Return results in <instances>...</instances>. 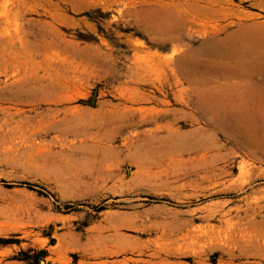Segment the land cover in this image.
Masks as SVG:
<instances>
[{
  "label": "rangeland",
  "instance_id": "1",
  "mask_svg": "<svg viewBox=\"0 0 264 264\" xmlns=\"http://www.w3.org/2000/svg\"><path fill=\"white\" fill-rule=\"evenodd\" d=\"M260 37L264 0H0V264H264Z\"/></svg>",
  "mask_w": 264,
  "mask_h": 264
},
{
  "label": "bare ground",
  "instance_id": "2",
  "mask_svg": "<svg viewBox=\"0 0 264 264\" xmlns=\"http://www.w3.org/2000/svg\"><path fill=\"white\" fill-rule=\"evenodd\" d=\"M205 48L209 52H215L217 50H220V45H218V43L217 44L216 43H209L205 46ZM250 48H252L254 50H255V48H258V50L260 48L259 51L258 50H255V51L259 52V53L264 52V37H260L256 40H253V43L250 45ZM258 57L259 58H257V60L253 62V66H255L257 68V70L260 71V70H262V67L264 66V55H259Z\"/></svg>",
  "mask_w": 264,
  "mask_h": 264
},
{
  "label": "crops",
  "instance_id": "3",
  "mask_svg": "<svg viewBox=\"0 0 264 264\" xmlns=\"http://www.w3.org/2000/svg\"><path fill=\"white\" fill-rule=\"evenodd\" d=\"M44 264H57L55 260H48Z\"/></svg>",
  "mask_w": 264,
  "mask_h": 264
}]
</instances>
